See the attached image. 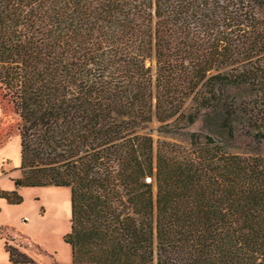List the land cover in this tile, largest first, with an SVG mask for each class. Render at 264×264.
Here are the masks:
<instances>
[{
  "label": "trees",
  "instance_id": "obj_1",
  "mask_svg": "<svg viewBox=\"0 0 264 264\" xmlns=\"http://www.w3.org/2000/svg\"><path fill=\"white\" fill-rule=\"evenodd\" d=\"M0 87L72 264H264V0H0Z\"/></svg>",
  "mask_w": 264,
  "mask_h": 264
},
{
  "label": "rangeland",
  "instance_id": "obj_2",
  "mask_svg": "<svg viewBox=\"0 0 264 264\" xmlns=\"http://www.w3.org/2000/svg\"><path fill=\"white\" fill-rule=\"evenodd\" d=\"M2 89L0 87V95ZM185 106H192L189 99ZM18 116L6 102L0 104V188L16 189L13 179L21 176ZM154 120L147 131L155 140L177 141L159 131ZM179 127H185L180 125ZM183 131L205 132L202 122L186 126ZM20 205L0 200V264H7L6 243L16 246L37 264H72L71 248L64 238L71 230V191L69 188L21 187Z\"/></svg>",
  "mask_w": 264,
  "mask_h": 264
},
{
  "label": "built area",
  "instance_id": "obj_3",
  "mask_svg": "<svg viewBox=\"0 0 264 264\" xmlns=\"http://www.w3.org/2000/svg\"><path fill=\"white\" fill-rule=\"evenodd\" d=\"M148 181H150V180L148 179Z\"/></svg>",
  "mask_w": 264,
  "mask_h": 264
},
{
  "label": "crops",
  "instance_id": "obj_4",
  "mask_svg": "<svg viewBox=\"0 0 264 264\" xmlns=\"http://www.w3.org/2000/svg\"><path fill=\"white\" fill-rule=\"evenodd\" d=\"M20 163V162H19Z\"/></svg>",
  "mask_w": 264,
  "mask_h": 264
}]
</instances>
